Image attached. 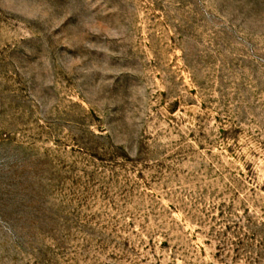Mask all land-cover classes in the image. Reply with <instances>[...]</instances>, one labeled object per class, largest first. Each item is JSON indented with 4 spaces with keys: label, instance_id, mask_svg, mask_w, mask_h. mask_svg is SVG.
I'll return each mask as SVG.
<instances>
[{
    "label": "rangeland",
    "instance_id": "obj_1",
    "mask_svg": "<svg viewBox=\"0 0 264 264\" xmlns=\"http://www.w3.org/2000/svg\"><path fill=\"white\" fill-rule=\"evenodd\" d=\"M0 264H264V0H0Z\"/></svg>",
    "mask_w": 264,
    "mask_h": 264
}]
</instances>
